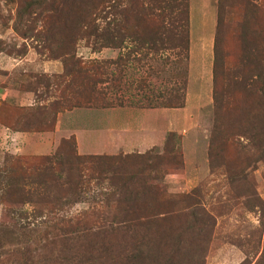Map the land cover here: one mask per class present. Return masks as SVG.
<instances>
[{
  "label": "rangeland",
  "instance_id": "374dc122",
  "mask_svg": "<svg viewBox=\"0 0 264 264\" xmlns=\"http://www.w3.org/2000/svg\"><path fill=\"white\" fill-rule=\"evenodd\" d=\"M74 1L0 0V50L9 57L20 56L30 50L39 62L54 60L57 57L55 37L58 38L57 34L62 33L52 27L53 32L45 34V23L47 20L57 21L58 16L75 21L76 13L71 8ZM238 16L237 11L230 13L227 10L226 24L229 28L223 34L226 48L235 46V22L239 21ZM205 25L206 27L202 25V31L215 36L216 24L213 29L209 21ZM197 27L198 30L201 29L199 24ZM89 43L91 42L86 39L80 40L75 47V55L83 63L96 61L103 64L114 61L119 54L124 56L133 47V44L126 41V49L122 51L102 49L92 53ZM160 58L168 60L166 66H159L163 61L158 58L153 66H149V61L143 62L142 66H129L123 74L122 92L114 94L110 90L107 99L111 103L118 100L137 103L151 97L152 92L157 96L164 91L163 87L170 88L176 83L182 89L181 96L185 93V103L189 59L175 62V57L170 52ZM200 63L201 60H194V66H200ZM207 64L212 66V70L213 57H208ZM227 67L228 70L233 69V66ZM108 71L114 72L116 68L110 67ZM197 77L196 68L193 79L196 80ZM58 78V75L51 78L36 75L27 87L39 92L38 98L54 97ZM140 79H146L147 82L142 93L135 89ZM208 84L198 78L191 85L187 103V108L191 109L190 120L180 134L167 136L162 146L140 154L146 157L144 159L133 162L127 160L118 166V173L112 178V183L121 186L126 184L129 191L139 193L140 206L151 208L152 204L144 194L147 193L148 185L152 184H158L164 192L163 198L170 202L168 208L172 214H168L151 228L139 226L131 233L136 240L146 243L143 246L141 264H264V114L257 111L260 102L256 103L255 96L242 98L233 94L231 82L226 88L228 93L221 97L220 106H215L212 77ZM249 108L252 109L251 112L247 110ZM18 114L26 122L36 123L39 128L44 129L50 128L53 123L54 108H36ZM241 122H249L246 129L231 128L232 125L239 126L238 123ZM68 140H61L59 150L50 155H61L64 166L56 168L55 175L52 172L48 174L49 170L45 174L35 170L31 174L32 180L56 179L60 173L63 180L67 178L62 173L72 157L71 142ZM76 154L78 155L77 151ZM136 155L139 154L113 157ZM158 156L167 163L157 165L161 161ZM43 157L0 154L1 180H5V183L9 177L3 174L7 169H18L26 162L35 167L42 162L40 158ZM38 176L40 177L37 179ZM131 177H134L132 184L129 183ZM88 181L91 183L90 187L78 203H74L72 197L70 202L63 198L60 203L56 202L55 221L46 217L47 212L52 209L49 196L58 193L55 181L40 187L39 191L45 188L48 194L52 191L44 199V202L50 204L37 207V211L42 212V215L39 214L40 218H35L38 214H32L35 210L32 206L0 205V226L5 224L9 229L0 238V264H81L82 260L90 258L87 256L88 252L92 248L96 249L95 245L100 243L110 253L106 255L107 252L103 251L101 256L103 260L106 258V264L115 261L123 264L129 262L126 260L125 246L130 243L129 239H121L124 233L116 232L112 237L106 233L117 208L114 202H105L102 195L110 193L109 182L105 181L103 187L99 188L94 181ZM36 187L35 185L33 188ZM66 190L68 189L62 187L59 195ZM117 199L123 202L128 199V194L123 191L117 195ZM52 206L54 207L53 204ZM124 208L125 203L118 207ZM17 210L27 212L24 215L27 219L21 224L13 225V212ZM86 230V233H82ZM63 259H69V263Z\"/></svg>",
  "mask_w": 264,
  "mask_h": 264
},
{
  "label": "trees",
  "instance_id": "16d2710c",
  "mask_svg": "<svg viewBox=\"0 0 264 264\" xmlns=\"http://www.w3.org/2000/svg\"><path fill=\"white\" fill-rule=\"evenodd\" d=\"M71 8L76 13L75 21L58 16L57 21L50 22L51 20H47L44 26L45 34H51L53 29L62 33L57 34L58 38L55 37L54 44L56 45L57 57L52 61L60 62L63 66V73L58 75V82L55 84L56 93L53 97L55 101L50 106L41 108H54L53 123L50 128L42 129L36 123L26 122L18 114L20 120L22 119L20 122L22 131H50L53 129L58 113L77 108L134 106L141 109H179L184 107L185 93L181 96L182 89L178 88L176 83L170 88L163 87L164 91L157 96H154L152 92L151 97L141 100V102L139 100L137 103L125 102L124 100L111 103L107 99V94L111 91L114 94L122 92L123 74L131 65L142 66L143 62L149 61V66H153L155 59L158 58L163 61L159 63V66H166L168 60H162L160 57L169 52L175 57V62L189 59V0H75ZM227 10L230 13L233 10L234 12L237 11L239 15V21L235 22L234 48H226V40L223 36L224 31L229 28L226 24ZM102 12L105 13L102 14ZM216 18L212 69L215 106H220L221 97L225 96L226 92L228 93L226 88L231 82L233 94L236 93L242 98L255 96L257 98L256 103L260 102L257 111L264 114V0H217ZM85 39L91 42L89 45L92 53L102 49L122 51L126 49L124 48L126 41L133 44V47L126 55L119 54L114 61L103 64L96 61L83 63L76 57L75 47L80 40ZM0 53L3 52L0 50ZM23 55L15 57H22ZM227 66H233V69H229L232 73L229 72ZM110 67H115L116 71L109 73ZM146 83V79H140L137 82L135 89L138 93H142ZM184 89L185 84L183 92H185ZM247 110L252 111L251 108ZM18 112H23V110ZM238 124L239 126L232 125L231 128L246 129V124L248 125L249 122ZM170 135L172 133L167 136ZM68 141L71 142L72 157L66 163L64 173H62L67 176L65 180H63L64 177L61 173L56 179L43 178L40 180V176L37 177V179L39 178L38 181L31 179V174H34L35 170H40L43 174L49 170L48 174L52 172V175H55L56 168L64 166L61 155H57L58 153L40 158L42 162L35 167L26 162L21 164L18 169H7L3 173L4 176H9L5 183H3L5 180H1L0 175L2 182H0V205L3 207L6 205L32 206L35 208L32 214H38L35 218H40L42 212L37 211V207L42 204H50L44 202V199L52 193L49 191L48 194L47 188L43 190L41 188L42 191H39L40 187L47 186L50 181H55L57 182L58 193L49 196L52 209L46 215L47 218L51 217V220L55 221L57 219L55 215L56 202L60 203L62 198L66 202H70L69 199L72 197L74 203H78L80 197L90 187L91 183L88 180L94 181L99 188H102L103 183L107 181L109 182L110 193L102 194L104 201L114 202V206L117 204V208L108 224L106 233L109 237H112V234L116 232L124 233L121 239H129L130 241V243H125L126 245L123 244L127 247L126 260L129 261L125 264H141L144 253L143 246L146 243L136 240L135 235L131 233L139 226L151 228L165 216L172 214L173 212L169 211L168 208L170 202L163 198L162 188L158 184H152L148 185L147 193L144 194L150 200L151 208L140 206L139 193L129 191L125 187L126 184L121 186V184L112 183V178L118 173V166L126 163L127 160L133 162L136 159L146 157L140 154L121 158L79 156L76 154L75 141L72 138ZM60 145L61 143L56 151L59 150ZM157 158L160 159L161 157L158 156ZM163 163H167V161L161 160L157 165L162 166ZM1 172L0 170V174ZM133 180L134 177H131L129 183L132 184ZM35 185L37 187L33 188ZM62 187L68 190L59 195V190ZM123 191L128 194V199L121 202L117 199V195L122 194ZM122 203H125V208L118 209ZM26 213L23 210L13 212V225L21 224L22 221L26 220L27 218H24ZM8 230L7 225L2 224L0 226V238L9 232ZM86 232L87 230L82 233ZM101 245V243L95 245L96 249L92 248L93 251L90 250L87 254L90 258H85L81 264H104L106 258L104 257L103 260L101 257L103 251L107 252L106 255L110 253ZM130 255L132 256L130 257ZM72 258L74 259L75 256ZM63 261L69 263V259H63ZM110 264L123 263L115 261Z\"/></svg>",
  "mask_w": 264,
  "mask_h": 264
},
{
  "label": "crops",
  "instance_id": "0c3cea01",
  "mask_svg": "<svg viewBox=\"0 0 264 264\" xmlns=\"http://www.w3.org/2000/svg\"><path fill=\"white\" fill-rule=\"evenodd\" d=\"M216 4L217 0H189V80L185 105L179 109L77 108L58 113L50 131H22L18 111L48 107L55 101L51 96L38 98L39 92L27 87L29 81L36 75H60L63 66L58 61L39 62L30 50L22 57L0 53V154L50 156L61 140L70 138L80 156L144 154L162 146L168 134H180L190 120L187 103L191 85L198 78L207 85L211 82L212 66L207 60L213 57L214 35L203 32L202 25L206 27L209 21L215 28ZM195 59L201 60L200 66H194ZM184 168L187 170L186 162Z\"/></svg>",
  "mask_w": 264,
  "mask_h": 264
}]
</instances>
